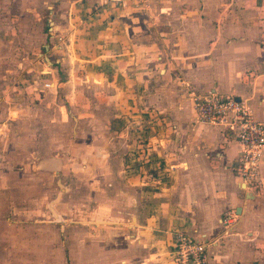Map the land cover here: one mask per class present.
I'll return each instance as SVG.
<instances>
[{"label":"crops","instance_id":"obj_1","mask_svg":"<svg viewBox=\"0 0 264 264\" xmlns=\"http://www.w3.org/2000/svg\"><path fill=\"white\" fill-rule=\"evenodd\" d=\"M143 2L119 8L55 0L48 12L54 60L38 71L53 76L52 86L27 78L25 88L37 92L19 104L30 120L40 110L32 130L43 129L49 106L52 129L71 125L69 150L54 151L101 161L107 177L115 175L111 162L118 165L117 197L127 211L90 219L109 227L111 216L125 218L132 232L117 240L107 229L101 249L85 251V264L90 257L91 264H175L165 255L176 230L209 241V264H264V156L263 187L243 191L232 170L240 145L200 123L193 107L194 95H233L264 122V0ZM57 37L63 41L54 43ZM227 212L234 219L224 231Z\"/></svg>","mask_w":264,"mask_h":264},{"label":"rangeland","instance_id":"obj_2","mask_svg":"<svg viewBox=\"0 0 264 264\" xmlns=\"http://www.w3.org/2000/svg\"><path fill=\"white\" fill-rule=\"evenodd\" d=\"M54 3L55 0H0V264H85V251L101 249L100 238L107 229L118 235L114 237L117 240L132 232V225L123 224L125 218H118L120 224H116L111 216L113 221L105 223L112 225L109 227L90 219L106 211L115 217L127 211L122 202L125 199L119 202L117 197L121 188L118 165L111 162L108 172L115 175L107 177L101 161L75 160L67 150L62 154L54 151L60 145L61 149L69 148L71 125L62 122L52 129L49 122L56 115L50 114L49 106L43 129L32 130L40 110H32L30 120L23 109L25 104L19 105L24 97L37 92L25 88L31 83L27 78H36L42 85L53 78L38 71L45 66L47 69L54 60L52 52L56 49L50 46L53 42L48 34L49 6ZM63 38L57 37L54 43ZM165 179V175L161 176L160 182ZM109 202L121 205L123 210L109 207ZM168 250L169 244L167 259ZM88 261L91 264L92 258Z\"/></svg>","mask_w":264,"mask_h":264},{"label":"built area","instance_id":"obj_3","mask_svg":"<svg viewBox=\"0 0 264 264\" xmlns=\"http://www.w3.org/2000/svg\"><path fill=\"white\" fill-rule=\"evenodd\" d=\"M143 1L102 0L100 6L124 7L128 3L139 6L146 3ZM50 86L52 84L49 82L44 84L45 88ZM193 107L200 123L219 127L225 136L240 145L232 170L239 178V186L243 191L257 192L263 187L259 169L264 156V122L253 117L247 101L233 95L214 91L194 95ZM233 219L234 212L224 214L221 221L224 231L231 227ZM208 244L209 241L195 237L188 230H176L168 255L175 264H209Z\"/></svg>","mask_w":264,"mask_h":264},{"label":"trees","instance_id":"obj_4","mask_svg":"<svg viewBox=\"0 0 264 264\" xmlns=\"http://www.w3.org/2000/svg\"><path fill=\"white\" fill-rule=\"evenodd\" d=\"M161 167H159L158 169H156V170H150L151 172H150V174L151 175H153V176H155L154 174H157L158 175V173H160V171H161ZM158 177H161V175H159Z\"/></svg>","mask_w":264,"mask_h":264},{"label":"bare ground","instance_id":"obj_5","mask_svg":"<svg viewBox=\"0 0 264 264\" xmlns=\"http://www.w3.org/2000/svg\"><path fill=\"white\" fill-rule=\"evenodd\" d=\"M97 223H104L102 220H99Z\"/></svg>","mask_w":264,"mask_h":264},{"label":"water","instance_id":"obj_6","mask_svg":"<svg viewBox=\"0 0 264 264\" xmlns=\"http://www.w3.org/2000/svg\"><path fill=\"white\" fill-rule=\"evenodd\" d=\"M238 211V210H237ZM239 212V211H238Z\"/></svg>","mask_w":264,"mask_h":264}]
</instances>
